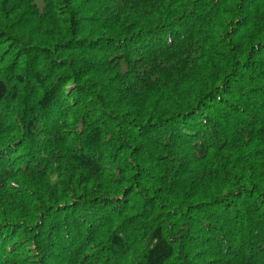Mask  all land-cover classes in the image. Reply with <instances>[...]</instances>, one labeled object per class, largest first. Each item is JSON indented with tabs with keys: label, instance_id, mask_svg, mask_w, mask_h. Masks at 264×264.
I'll list each match as a JSON object with an SVG mask.
<instances>
[{
	"label": "trees",
	"instance_id": "trees-1",
	"mask_svg": "<svg viewBox=\"0 0 264 264\" xmlns=\"http://www.w3.org/2000/svg\"><path fill=\"white\" fill-rule=\"evenodd\" d=\"M0 264H264V0H0Z\"/></svg>",
	"mask_w": 264,
	"mask_h": 264
}]
</instances>
